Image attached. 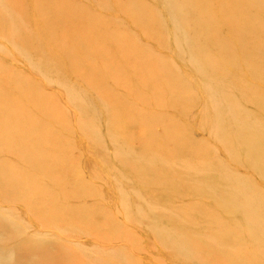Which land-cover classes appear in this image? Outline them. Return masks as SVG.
Here are the masks:
<instances>
[{"label": "rangeland", "instance_id": "374dc122", "mask_svg": "<svg viewBox=\"0 0 264 264\" xmlns=\"http://www.w3.org/2000/svg\"><path fill=\"white\" fill-rule=\"evenodd\" d=\"M112 1L63 3L99 6L89 10L91 17L115 16L123 33L134 36L138 21L111 10ZM138 1L146 11L166 5L178 51L194 59L195 37L184 23L202 16L199 9L183 0ZM11 11L23 18L32 12L18 5ZM229 20L220 15L212 25ZM60 31L56 38H74L73 31ZM164 34L169 40L168 29ZM17 44L0 33V108L10 100L12 110L19 106L33 117V127L48 123L51 129L37 140L41 157L22 163L15 153L20 141L12 139L22 126L0 121V264H264V75H229L230 99L215 109L216 124L209 91L182 107L164 93L159 104L143 105L114 80L122 71H105L108 60L86 75V86L82 71L45 72V59L29 50L27 56ZM148 44L156 53L169 51ZM46 53L59 60L52 49ZM197 65L201 75L204 66ZM24 80L44 94L39 107L19 98ZM256 88L260 95L249 100ZM112 97L132 105L136 118L123 120ZM144 115L155 119L153 141L143 135L138 118ZM168 127L172 140L165 137ZM97 216L112 224L94 222Z\"/></svg>", "mask_w": 264, "mask_h": 264}, {"label": "bare ground", "instance_id": "6f19581e", "mask_svg": "<svg viewBox=\"0 0 264 264\" xmlns=\"http://www.w3.org/2000/svg\"><path fill=\"white\" fill-rule=\"evenodd\" d=\"M63 1L0 0V33L13 44L18 43L17 46L23 48V53L27 56H29V50L31 54L37 53L44 58L46 64L42 69L45 72L59 70L58 67L61 66L68 70H79L83 72L79 78L88 86L91 83L86 75L102 67L103 62L108 60L105 71L110 74L122 71L114 80L127 88L129 97H138L143 105L159 104L164 93L177 98L179 106L182 107L188 105L197 94L202 97L201 101L204 99L203 92L209 91L208 101L214 110L213 118L216 124L220 123V117L215 113V109L225 105L227 99H230V94L225 90L226 82L230 79L229 75L238 74L240 71H243L249 79L264 75V67L260 65V63L264 64V4L262 0H183V4L197 7L196 9L202 13L195 22L185 21L184 23L189 37L191 39L195 37L194 59L189 57L188 52L186 55L178 51L180 45L173 40V23L165 9V4L162 8L151 6L146 11L138 0H116L115 4L112 1L114 8L111 7V10H116L118 14H125L131 22L136 20L140 25L134 36H129L126 31V34L123 33V28L115 21V16L109 19L91 17L89 10L91 8L99 10V6L94 7L91 4L84 5L88 9H77L71 5L65 6ZM180 3L174 7L176 13L182 6ZM17 5L22 9L24 7L26 10L31 9V14L23 18L12 13L11 8ZM220 15L227 16L230 20L213 26L212 24ZM159 17L165 18V23L160 22ZM71 18L76 20L72 25L68 24ZM60 28L64 32L73 31L74 38L72 40L56 38L62 33ZM165 29H168L167 35L171 41L166 38ZM141 33L147 42L140 40ZM149 41H156L165 48L169 46V51L167 53L151 51L148 46ZM161 46L160 50H164ZM91 48L93 51L90 50ZM44 49L48 53L52 49L59 56V60L51 61ZM111 49H115L116 52L112 54ZM123 53H125L124 59H122ZM94 62L99 66H94ZM197 63L204 66L203 70L200 69V72L203 71L201 75L196 73ZM185 69L193 74L192 78L184 72ZM98 74H102L101 70H98ZM240 80L241 78H236L237 82ZM176 82L179 83V88L174 90L173 84ZM21 86L19 98L28 102V105L39 107L41 105L39 100L44 97V94H41L35 86L31 87L26 80ZM213 87L218 89L216 94L213 92ZM253 90L255 91L249 95V100L260 95L257 88ZM145 91H148L149 95ZM242 94L247 96L244 92ZM112 98L123 120L136 118L132 105L117 104L116 97ZM9 104L10 100L0 108V121L6 122L12 128L15 123L20 125L19 127L22 126V129L12 138L15 144V139L20 141L19 146L16 144L17 157L22 163H26L29 159L40 158L41 150L37 140L42 139L44 132L50 131V125L46 123L44 127H33L31 124L33 117L23 114L19 106L12 110ZM59 117L60 114L57 120ZM138 119L145 124L144 137L146 138L148 133L149 141H153L150 140L152 131L149 129L155 123V119L145 115ZM16 127L18 126L14 128ZM213 129L218 130V127ZM169 131L168 127L165 137L172 140L174 136ZM169 139L164 138L163 141H169ZM37 171L42 173L41 169ZM94 218V222H98L107 217ZM111 224L109 220L107 225Z\"/></svg>", "mask_w": 264, "mask_h": 264}]
</instances>
